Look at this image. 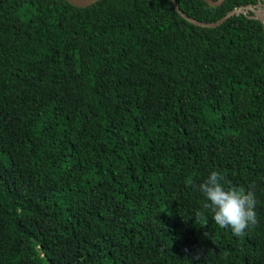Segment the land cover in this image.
<instances>
[{
    "label": "trees",
    "instance_id": "obj_1",
    "mask_svg": "<svg viewBox=\"0 0 264 264\" xmlns=\"http://www.w3.org/2000/svg\"><path fill=\"white\" fill-rule=\"evenodd\" d=\"M213 170L255 192L242 236L202 207ZM0 264H264L260 22L0 0Z\"/></svg>",
    "mask_w": 264,
    "mask_h": 264
},
{
    "label": "clouds",
    "instance_id": "obj_2",
    "mask_svg": "<svg viewBox=\"0 0 264 264\" xmlns=\"http://www.w3.org/2000/svg\"><path fill=\"white\" fill-rule=\"evenodd\" d=\"M197 188L204 197L203 209L211 212L212 219L220 228H230L233 235L242 236L247 229L259 223L254 190L232 185L217 170L211 171ZM194 215L195 222L207 225L204 211H197Z\"/></svg>",
    "mask_w": 264,
    "mask_h": 264
},
{
    "label": "flooded vegetation",
    "instance_id": "obj_3",
    "mask_svg": "<svg viewBox=\"0 0 264 264\" xmlns=\"http://www.w3.org/2000/svg\"><path fill=\"white\" fill-rule=\"evenodd\" d=\"M209 1L211 3H216V4L219 2V4L210 5L205 0H182V4L187 8V10L191 12L199 13V12H203L207 10V11H211L212 15L217 14L220 11H224V10L226 13L236 8L240 10V13L236 16H243L246 19L257 20L254 18L260 14L264 15V0H222V1L221 0H209ZM177 4L179 5L178 1H177ZM260 24L262 28V23L260 22Z\"/></svg>",
    "mask_w": 264,
    "mask_h": 264
},
{
    "label": "water",
    "instance_id": "obj_4",
    "mask_svg": "<svg viewBox=\"0 0 264 264\" xmlns=\"http://www.w3.org/2000/svg\"><path fill=\"white\" fill-rule=\"evenodd\" d=\"M67 3H69L72 6L75 7H87L99 0H65ZM174 9L176 10V12L179 14V16L181 18H183L184 20H186L188 23L194 25V26H198V27H203V28H215L217 26H220L222 23H224L227 19H229L230 17L234 16V15H238L240 13L239 9H232L228 12H226L224 15L220 16L219 18H217L216 20L212 21V22H205V21H201L198 19H195L189 15H187L185 12H183L179 5L177 4L176 0H170ZM206 2H208V4L210 5H217L219 4V2L216 3H211L209 0H205ZM222 1V0H221ZM254 19L259 20L262 23V31H263V35H264V15L260 14L257 17H255ZM36 243V241H35Z\"/></svg>",
    "mask_w": 264,
    "mask_h": 264
}]
</instances>
